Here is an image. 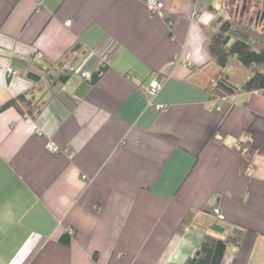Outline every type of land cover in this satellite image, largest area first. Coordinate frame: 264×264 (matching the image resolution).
<instances>
[{
    "label": "crops",
    "instance_id": "crops-1",
    "mask_svg": "<svg viewBox=\"0 0 264 264\" xmlns=\"http://www.w3.org/2000/svg\"><path fill=\"white\" fill-rule=\"evenodd\" d=\"M160 1L152 12L146 0H0V102L33 85L7 76L12 55L119 44L94 83L35 86L47 97L35 117L0 111V264H183L208 202L245 228L221 264H264V95L215 100L204 88L217 67L201 24L223 0ZM235 68L236 80L249 74Z\"/></svg>",
    "mask_w": 264,
    "mask_h": 264
},
{
    "label": "trees",
    "instance_id": "trees-1",
    "mask_svg": "<svg viewBox=\"0 0 264 264\" xmlns=\"http://www.w3.org/2000/svg\"><path fill=\"white\" fill-rule=\"evenodd\" d=\"M256 2L252 1L251 5L248 0H245V3L241 0V7L229 8L228 0H223L220 7H210L214 12L212 20L201 24L205 35L203 47L208 54V62H213L217 67L216 72L209 75L204 84L210 99H235L238 94L250 91L264 95V26H259L264 22V16L256 18L255 15L260 12L259 3ZM242 3L246 5L245 9L242 8ZM235 12L240 16H234ZM164 16L171 33L174 16L166 13ZM254 16V21H251ZM118 45L110 35H106L100 43L91 48L84 47L76 40L55 59L45 56L43 58L42 55L39 59L12 55L11 66L6 69L7 76L22 75L33 85L0 102V111L15 107L21 114L35 117L47 102V97L35 96V86L46 83L48 87L58 88L70 76L92 84L110 63ZM64 63L68 65L64 66ZM236 65L249 70L244 79L236 80ZM84 70L88 72L87 75L83 74ZM126 75L129 77L128 73ZM156 77L161 79L158 75ZM148 83L144 85L145 88ZM217 104H214V108ZM234 148L247 159L248 165L252 164L254 147L250 140L238 139ZM215 207V203L208 202L203 207L204 216L198 215L200 219L195 227L202 230L203 235L183 264H221L226 247L240 243L245 228L219 217L213 211ZM191 222L190 214H187L184 223L193 225ZM59 239L68 244L70 235L64 232Z\"/></svg>",
    "mask_w": 264,
    "mask_h": 264
},
{
    "label": "built area",
    "instance_id": "built-area-1",
    "mask_svg": "<svg viewBox=\"0 0 264 264\" xmlns=\"http://www.w3.org/2000/svg\"><path fill=\"white\" fill-rule=\"evenodd\" d=\"M146 6L147 8L152 11V12H155V11H159L161 10V7H163V4L160 0H146ZM69 21H66L65 24H67ZM105 56V52L103 54V57ZM68 63H64V66H67ZM10 72H12V70H9ZM83 74L87 75L88 72L84 70ZM127 77V75H126ZM161 84H162V80L156 76H154L148 83V86L146 87V90L149 92V93H155L160 87H161ZM50 144V149H55L54 145L52 143H49ZM52 144V145H51ZM213 211L219 216V217H223V214L220 212V210L218 209V207H215L213 209Z\"/></svg>",
    "mask_w": 264,
    "mask_h": 264
},
{
    "label": "rangeland",
    "instance_id": "rangeland-1",
    "mask_svg": "<svg viewBox=\"0 0 264 264\" xmlns=\"http://www.w3.org/2000/svg\"><path fill=\"white\" fill-rule=\"evenodd\" d=\"M240 1V2H239ZM244 3H245V0H242ZM249 2H251V5H252V1H257L256 3H259V9H260V12L258 13V14H256L255 16H256V18L257 17H260V16H264V0H248ZM162 2V1H161ZM241 0H228V5H229V8L230 7H237V8H239V7H241ZM163 4V3H162ZM245 4H243L242 3V8H244L245 9ZM248 6H250V3H249V5ZM163 7H161V9H162ZM250 8V7H249ZM149 10V9H148ZM236 10V9H235ZM250 10L253 12V9L252 8H250ZM238 11H239V9H238ZM234 16H240V14L238 13V12H235V14H234ZM255 16L253 17V19L251 20V21H254V19H255ZM247 18H249V17H247ZM264 21V20H263ZM259 26H264V22L263 23H261V24H259Z\"/></svg>",
    "mask_w": 264,
    "mask_h": 264
}]
</instances>
